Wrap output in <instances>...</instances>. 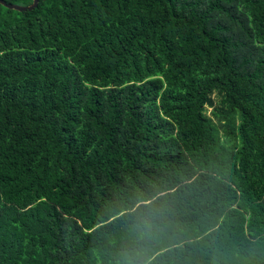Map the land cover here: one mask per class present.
Segmentation results:
<instances>
[{"label":"trees","instance_id":"16d2710c","mask_svg":"<svg viewBox=\"0 0 264 264\" xmlns=\"http://www.w3.org/2000/svg\"><path fill=\"white\" fill-rule=\"evenodd\" d=\"M153 192V264H264V0L0 5V264H117Z\"/></svg>","mask_w":264,"mask_h":264},{"label":"clouds","instance_id":"9594fccd","mask_svg":"<svg viewBox=\"0 0 264 264\" xmlns=\"http://www.w3.org/2000/svg\"><path fill=\"white\" fill-rule=\"evenodd\" d=\"M130 244L117 264H153V244L166 216L159 192L134 194L121 209Z\"/></svg>","mask_w":264,"mask_h":264},{"label":"water","instance_id":"95a60500","mask_svg":"<svg viewBox=\"0 0 264 264\" xmlns=\"http://www.w3.org/2000/svg\"><path fill=\"white\" fill-rule=\"evenodd\" d=\"M37 4V0H32L31 4L29 6H26V7H22V6H18V5H12V4H9V3H6L2 0H0V5L8 10H13V11H30L32 10Z\"/></svg>","mask_w":264,"mask_h":264},{"label":"rangeland","instance_id":"374dc122","mask_svg":"<svg viewBox=\"0 0 264 264\" xmlns=\"http://www.w3.org/2000/svg\"><path fill=\"white\" fill-rule=\"evenodd\" d=\"M209 112V110H207V113Z\"/></svg>","mask_w":264,"mask_h":264}]
</instances>
